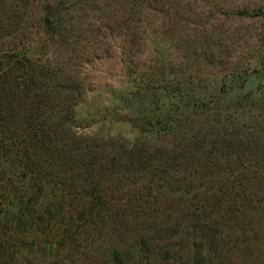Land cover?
Returning a JSON list of instances; mask_svg holds the SVG:
<instances>
[{"label":"rangeland","instance_id":"374dc122","mask_svg":"<svg viewBox=\"0 0 264 264\" xmlns=\"http://www.w3.org/2000/svg\"><path fill=\"white\" fill-rule=\"evenodd\" d=\"M0 264H264V0H0Z\"/></svg>","mask_w":264,"mask_h":264}]
</instances>
